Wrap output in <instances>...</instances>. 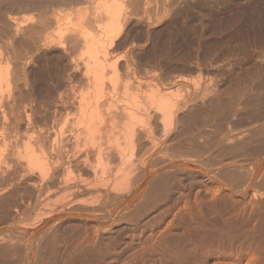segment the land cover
<instances>
[{
	"label": "bare ground",
	"instance_id": "1",
	"mask_svg": "<svg viewBox=\"0 0 264 264\" xmlns=\"http://www.w3.org/2000/svg\"><path fill=\"white\" fill-rule=\"evenodd\" d=\"M29 1L0 31V264H264V0Z\"/></svg>",
	"mask_w": 264,
	"mask_h": 264
},
{
	"label": "rangeland",
	"instance_id": "2",
	"mask_svg": "<svg viewBox=\"0 0 264 264\" xmlns=\"http://www.w3.org/2000/svg\"><path fill=\"white\" fill-rule=\"evenodd\" d=\"M34 2H36V3H38L39 1H41V0H33ZM44 1V0H43ZM46 1V0H45ZM29 0H0V28H2V29H0V31H2V30H4L5 29V27L8 29L9 27L8 26H10V20L8 19V15L11 13V14H13V13H16L17 11L19 12V10L21 9V11H23L24 9H25V11H23V13L26 15H28V13L29 12H31L30 10H28V7L31 5V4H29ZM26 4V5H25ZM27 4H29V5H27ZM31 7V6H30ZM261 9V6L260 5H255V6H253V8H252V10L253 11H255V9ZM16 9H17V11H16ZM256 9V10H257ZM13 10V11H12ZM16 11V12H15ZM20 11V12H21ZM6 16V17H5ZM251 20V19H250ZM8 21V22H7ZM252 21V20H251ZM198 21H196L195 23H197ZM9 23V24H8ZM184 23H186V22H184ZM255 23V22H254ZM8 25V26H7ZM186 25H188L187 23H186ZM197 25H198V23H197ZM6 30V29H5ZM1 33V32H0ZM4 33V32H3ZM0 36H1V34H0ZM208 45H209V43H208ZM207 45V47L205 48V50L206 51H208V49H209V46ZM18 47V46H17ZM17 47H15V48H13V50H11V53H10V49H12V47H10V49H8L7 48V52H9V54L7 53L6 55H9L8 57L9 58H11V59H13V57L15 58L16 56H18L20 53H18V52H21L22 50H23V48H21V47H19V48H21V51L20 50H18L17 49ZM176 48V50H174L175 48ZM186 50H183V48H179V46L177 45V44H174L173 45V47L171 48V50L169 51V54H167L166 55V59H171L172 58V55H175L176 54V56H177V54H178V56L177 57H181L184 53H186V51L187 50H192L190 47L189 48H187V47H184ZM193 48V47H192ZM208 48V49H207ZM17 49V50H16ZM9 50V51H8ZM13 51V52H12ZM180 51V52H179ZM185 51V52H184ZM15 52V54H13ZM172 52V53H171ZM174 52H175V54H174ZM184 52V53H183ZM182 55H181V54ZM12 54V55H11ZM18 54V55H17ZM172 54V55H171ZM11 55V56H10ZM15 55V56H14ZM169 55V56H168ZM13 56V57H12ZM20 56V55H19ZM165 58V56H162V58ZM168 57V58H167ZM179 57V58H180ZM16 59H17V57H16ZM15 59V60H16ZM178 59V58H177ZM14 60V59H13Z\"/></svg>",
	"mask_w": 264,
	"mask_h": 264
}]
</instances>
